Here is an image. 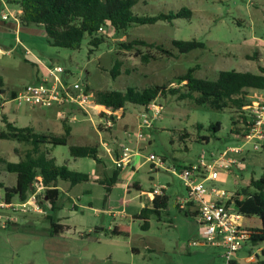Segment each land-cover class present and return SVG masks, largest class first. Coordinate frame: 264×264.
<instances>
[{
    "label": "rangeland",
    "instance_id": "obj_1",
    "mask_svg": "<svg viewBox=\"0 0 264 264\" xmlns=\"http://www.w3.org/2000/svg\"><path fill=\"white\" fill-rule=\"evenodd\" d=\"M2 3L0 2V11L9 17L18 10V6L8 4L6 0L5 5ZM183 7L191 11L189 19H175L171 24L157 22L151 25H134L124 34L104 28L100 34L104 42L90 53L87 37L82 40L78 50H66L50 46L45 36L39 32L41 28L25 27L37 29V32L29 34L21 31L18 34L21 45L15 43L14 35L9 36L3 49L4 52L9 50V54L0 55V78L6 86L19 91L26 85L37 83L34 73L35 68L39 67L33 66L32 61L42 62L48 66L61 67L65 72L60 75L64 82L86 84L94 94L102 90L122 92L127 87L142 89L150 85L166 84L191 67H196V77L208 80H214L217 72L221 70L255 73L258 65L264 68V0H139L132 11L139 16H155L159 13H175ZM135 38L162 45L166 49L170 48L172 40H196L204 44V49L175 54L172 58L150 50L149 53L155 59L142 62L133 51L127 52L117 47L118 42ZM25 50L31 57L25 56ZM141 51L146 53L145 50ZM254 52L257 53L258 61L250 58ZM34 57L37 58L36 61ZM115 62L118 63L117 73L111 78L110 71ZM260 92L249 90L248 99L251 100ZM3 98L2 100L0 95V103L4 102L0 108V116L5 115L15 126H30L37 132L50 131L59 134L62 133V124H65L71 128L69 144L98 147L100 162L96 163L89 158H71L67 146H46L45 149L55 164L86 173L90 179L72 189L67 183L59 182L60 194L56 208L50 211L49 204H44L47 208L45 215L27 212L25 215L14 216L18 229L23 233V236L18 238L27 246V255L30 258L36 255L34 263L43 264L44 258L48 260L46 254L52 251L53 245L50 250L45 248L49 241L46 236L50 229L49 221L52 219L53 222L68 225L70 234L76 233L74 238H77V233L82 234L83 229L86 230L88 226L108 227L115 220L120 226H126L130 230L129 239L122 241L137 248L140 254L144 255V260H150L151 264H221L218 248L189 245L191 240L199 237L198 224L195 218L185 216L183 211H178L174 206L175 201L185 197V187L181 179L167 168L174 166L179 169L194 164L202 152L210 155L228 146L237 145L238 135L234 133L237 127L231 122V118L237 119L235 111H212L191 107L171 97L156 99L159 117L151 122L149 129L141 130L144 136L141 141L144 142L143 148L138 151L143 155L139 163L147 156L154 155L160 158L164 165L163 168L153 170L148 162H143L140 167L135 165L129 182L138 183L143 191L163 187L168 196V203L160 221L151 217L150 228L144 232L139 228L140 222L131 220L130 216L137 212L139 202L147 201L145 194L139 195L140 201L136 199L124 202L123 200L136 193L131 191V194L126 195L122 185L124 179L121 176L107 196L103 187L96 183L97 179H102L104 175L109 176L114 168L113 159L118 147L116 142L122 141L124 132H135L139 107L127 105V111H117L112 116L114 120L111 127L104 129L99 115L88 116L75 107L53 106L40 109L26 105L18 106L9 98L8 93H5ZM60 114L75 115L76 120L66 122L60 119ZM216 122L221 128L213 134L208 131V126ZM197 125L201 126L198 130ZM2 128L0 121V129ZM182 130L190 135L185 143L175 140L178 132ZM202 137H208V142H203ZM148 140L150 144L145 145ZM102 143L111 150L110 153L105 151ZM127 145L129 146V143ZM22 149L16 142L0 140V158L3 160L17 162ZM243 157L245 170L240 173L233 172V175L213 183L215 188L232 196L247 186L250 178L257 179L260 176L264 167V147L257 152L248 150ZM132 162L133 160L131 164ZM14 181L15 175L6 173L0 163V198L4 195V187H11ZM130 185L127 187L132 190L133 186ZM246 225H249L246 228H250L256 224L251 222ZM35 232L36 238L31 236ZM67 237L71 238V235ZM59 243L65 241L60 240ZM146 244L152 247L163 245L165 254L159 257V253H147L143 250ZM263 246L264 243L251 246L245 242L242 249L236 253V264H256V256H260ZM76 247L77 245H74L72 249L75 250ZM30 250L35 252L31 253ZM84 251L87 252L85 249ZM248 256H253V261H247ZM139 259L141 260V256ZM49 263L54 264L53 257Z\"/></svg>",
    "mask_w": 264,
    "mask_h": 264
},
{
    "label": "trees",
    "instance_id": "obj_2",
    "mask_svg": "<svg viewBox=\"0 0 264 264\" xmlns=\"http://www.w3.org/2000/svg\"><path fill=\"white\" fill-rule=\"evenodd\" d=\"M6 2L18 6L16 18L20 26L41 28L50 46L78 50L82 40L87 37L88 53L104 42L103 36L97 32L99 27L124 34L134 25H151L157 22L171 24L175 19H189L192 14L188 8L183 7L175 13L139 16L132 11L139 0H6ZM117 47L123 51H133L142 62H148L154 58L149 53L150 50H156L160 55L172 58L175 54H187L193 50L204 49V44L196 40H172L170 48L166 49L162 45L135 38L118 42ZM141 50H145L146 53ZM250 58L258 61L257 53L254 52ZM32 65L35 66L33 63ZM117 67L118 63L115 62L110 71L111 78L115 77ZM195 71L196 67H191L185 73L174 77V81L142 89L127 87L122 92L96 91L93 94L94 99L98 105L112 112H125L127 105L144 107L159 97L163 99L171 97L191 107H202L212 111L233 110L237 113L236 120L231 118L232 125L237 127L234 133L238 136L243 135L247 131L250 118L245 115L242 108L249 103V90L264 92V68L258 65L255 73L221 70L217 72L214 80L196 77ZM39 81L38 78L36 82ZM2 87L3 82L0 78V93H8L10 99L16 96L17 91H4ZM87 91L91 90L87 88ZM110 118L114 120L112 116ZM0 121L3 125L0 129V140L16 142L23 147L17 162L0 158L4 171L15 175L14 184L11 187H4L3 196L7 201L14 199L25 201L33 185L37 183L45 187L44 199L46 198L45 201L49 204V210L53 211L60 194L59 182L67 183L69 187L88 182L90 179L88 174L55 164L54 159L48 155L46 146H67L73 159L89 158L96 163L100 162L96 145L69 144L71 128L65 124H62V133L56 134L50 131L37 132L30 126L17 127L2 114ZM196 128L198 130L201 126L197 125ZM220 128L218 122L211 123L208 131L214 134ZM189 136L182 130L178 132L175 140L185 143ZM201 140L208 142V137H202ZM121 170L114 167L109 176L104 175L102 179H97L96 183L103 187L106 196L118 182ZM130 186L136 187L135 183ZM137 190L139 191L138 188ZM149 192L150 205L142 207L131 217L132 220L140 222L139 228L144 232L150 227L151 217L160 221L168 203V196L164 190L160 194H153L152 190ZM229 206L230 210L245 219H255L259 222L258 227L245 229L248 234L246 242L251 246L264 243V167L257 179L250 178L247 186L233 193L231 200L225 203V207ZM176 207L178 209L177 205ZM184 215L190 216L187 212H184ZM49 224L50 236L61 234L65 228L52 219ZM104 234L108 237H127L129 229L126 226H113L110 230H105ZM256 264H264V246L260 250V256H256Z\"/></svg>",
    "mask_w": 264,
    "mask_h": 264
},
{
    "label": "built area",
    "instance_id": "obj_3",
    "mask_svg": "<svg viewBox=\"0 0 264 264\" xmlns=\"http://www.w3.org/2000/svg\"><path fill=\"white\" fill-rule=\"evenodd\" d=\"M4 20L8 15L2 16ZM104 27L98 28V33H102ZM46 73L36 84H29L17 91L12 100L18 105H26L32 108L49 109L53 106L75 107L85 115H99V121L103 128L111 127V116L117 111L112 112L103 109L95 102L94 95L87 91L86 84L73 83L67 84L60 75L64 70L59 66H48L41 64ZM1 107V105H0ZM140 113L137 115V125L134 133L124 132L121 142H116L119 154L113 159L114 167L125 168L131 156L138 153L133 151L127 144L133 140L141 141L144 136L142 129H149L151 122L159 117V107L155 101L139 107ZM245 115L250 118L247 131L236 137L237 145L228 146L217 153L206 155L202 152L194 164L180 169L174 166L167 168L173 175L181 179L185 187V197L176 201L178 209L187 211L188 208L194 209V218L198 224L199 237L190 242L191 246L207 245L220 250L221 264H235L236 253L242 249L248 239L244 217L239 215L225 203L231 200L225 191L214 187L213 183L219 182L222 178L233 175V172H243L245 163L243 154L248 150L257 152L263 147L264 143V92L249 99V103L242 108ZM104 113H100V112ZM60 119L66 122H74L75 115L60 114ZM107 153L111 150L102 143ZM145 162L151 164V169L163 168V161L154 155L145 158ZM28 198L21 202L16 199L5 200L0 198V229H4L7 224L14 220L17 214L33 212L45 215L47 202L44 199L45 187L35 183ZM163 187L152 189L153 194H160ZM253 256H248L247 261H253Z\"/></svg>",
    "mask_w": 264,
    "mask_h": 264
},
{
    "label": "crops",
    "instance_id": "obj_4",
    "mask_svg": "<svg viewBox=\"0 0 264 264\" xmlns=\"http://www.w3.org/2000/svg\"><path fill=\"white\" fill-rule=\"evenodd\" d=\"M0 2H3L2 5H5L4 0H0ZM18 12H19V9L16 10V12L12 14V16L10 17L8 16V18L4 20L2 16L5 13L0 11V55H4V53L5 55L9 54V50H5V52L3 50L6 47L5 42L7 39H9V36L14 35L15 43L17 45H21V41L18 39V34H20L21 31L29 33V34L37 32V29L25 28V27L20 26L16 18V15ZM39 32H41L44 35L43 30H39ZM24 54L25 56L27 55L30 56L27 50H25ZM36 59L37 58H35V61ZM32 63L39 67V68L37 67L35 68L36 71L34 73L35 81H37L38 78L41 79V77L46 73V71L44 70L43 67L39 66V62L36 63L32 61ZM40 63L46 65L45 63H42V62ZM2 88L4 91H15L16 90V89L9 88L4 83H3ZM0 95L3 100L4 99L3 97L5 94L0 93ZM3 103L4 102L0 103L1 105L0 108L3 107ZM13 116L15 115H12V117ZM32 116L34 117V115ZM70 137H71V132H70ZM143 142L133 140L132 143H129V146L133 151H136V150L140 151L143 148ZM149 144H150V141L149 140L146 141L145 145H149ZM263 147H264V143H263ZM116 154L117 155L119 154L118 147H117ZM142 158H143V155H140L139 153L133 154L131 158L129 159L127 166L123 170H121L122 173L120 175L124 179L122 180V185L125 188L126 195L131 194V191L133 193H136L130 198L123 200L124 202L135 201L136 199L140 201V196L142 194H145L147 201L139 202L140 204L138 206L137 212L142 207L149 206L150 200H151V196L149 192L150 190L149 191L141 190L138 183L132 182V183H135L136 185V187H133L132 190H130L127 187L129 184H132L129 182V180H130V177L132 176V172L134 171L133 167L135 165H137V167H140L143 164V162H145V160H143V162L139 163V159H142ZM132 160L133 162L131 164ZM72 188L73 187H70V189ZM137 188L139 189V191L137 190ZM138 192L139 194H137ZM175 204H176V201L174 203V206L176 207ZM184 212H187L188 214H190L189 217L194 218V215H195L194 209L188 208L187 211H183V213ZM18 215H25V214H18ZM132 215L130 216V218L132 217ZM251 222H254L256 224L254 226H251V228L259 226V222L255 219H245V221H243V224L246 227V226H249L246 224H249ZM55 223L63 225L65 228L63 229L61 234H58L55 236H50L49 234L50 229L47 232L46 236L49 241H48L47 247L45 248L46 249L48 248L49 250L52 248V251L51 253L49 252L48 254H46V259L48 260H45L44 258L45 262L43 264H50L49 261L51 260V257H53L54 259V264H151L150 260L149 261L144 260V255H141L140 251L137 248L133 247L129 242L122 241L123 239H126V240L129 239L130 230H129V234L127 237H108L104 234L105 230H110L113 226H120L115 220H113L112 223L109 224L108 227L88 226L86 230L83 229L82 234L77 233V238L73 237L74 234L76 233L70 234V228L68 225L62 224L59 222H55ZM35 234L36 232L34 234H31V236L36 238L37 235ZM67 235H71V238L67 237ZM20 236L22 237L23 233H21L20 229H18V223L15 220V218L13 221L9 222L4 229H0V264H36L34 263L36 255H32L31 258L29 257V255H27L28 248L27 246H25V244H23L24 242H22V239L18 238ZM60 240H62L63 242L65 241V243H59ZM193 240H196V239H193ZM190 242H189V245H190ZM69 243L77 245L75 250L72 249V246L74 245H71ZM94 246H97V247H94ZM201 246H207V245H199L195 247H201ZM84 249L87 252H85ZM143 250L152 255L159 253L161 254V255H158L159 257L165 254V248L163 245H161V247H156V245L152 247L146 244L143 246ZM30 252L33 253L35 251L30 250ZM140 256H141V260L139 259Z\"/></svg>",
    "mask_w": 264,
    "mask_h": 264
},
{
    "label": "water",
    "instance_id": "obj_5",
    "mask_svg": "<svg viewBox=\"0 0 264 264\" xmlns=\"http://www.w3.org/2000/svg\"><path fill=\"white\" fill-rule=\"evenodd\" d=\"M46 199V198H45Z\"/></svg>",
    "mask_w": 264,
    "mask_h": 264
}]
</instances>
